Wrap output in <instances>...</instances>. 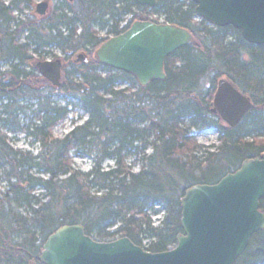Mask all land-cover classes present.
Masks as SVG:
<instances>
[{
  "label": "trees",
  "instance_id": "1",
  "mask_svg": "<svg viewBox=\"0 0 264 264\" xmlns=\"http://www.w3.org/2000/svg\"><path fill=\"white\" fill-rule=\"evenodd\" d=\"M30 3L0 0V69L6 67L0 70V264H41L44 242L64 225H81L95 241L127 238L140 247L143 234L151 239L145 251H167L182 234L180 201L188 188L216 184L243 162L264 157V45L246 43L231 26L195 23L194 4L182 0H157L154 8L134 0H57L43 19H22ZM155 15L193 36L165 59L163 81L141 87L93 59L133 22L158 23ZM51 50L62 56L51 57L62 64L58 88L36 70ZM220 79L252 104L234 128L211 112ZM70 100L87 118L56 139L52 130L69 114L57 101ZM19 116L28 123L21 125ZM211 129L219 142L213 152L192 134ZM4 131L29 136L39 153L14 150ZM137 149L141 169L133 174L125 160ZM81 156L93 163L86 174L72 168ZM106 160L114 167L103 171ZM156 206L164 212L161 227H152L147 215L159 212ZM259 209L264 213V198ZM234 264H264V230Z\"/></svg>",
  "mask_w": 264,
  "mask_h": 264
},
{
  "label": "water",
  "instance_id": "2",
  "mask_svg": "<svg viewBox=\"0 0 264 264\" xmlns=\"http://www.w3.org/2000/svg\"><path fill=\"white\" fill-rule=\"evenodd\" d=\"M139 7L154 8L157 0H134ZM195 15L214 28L231 26L254 46L264 45V0H186ZM47 4L36 5L38 16ZM1 41V38H0ZM193 36L185 29L150 21L133 22L118 36L106 40L93 59L115 71L133 76L141 87L165 79L164 61L189 46ZM60 60L36 63L39 76L60 86ZM250 99L227 80L217 82L212 110L227 127H236L250 111ZM264 157L243 162L216 184L194 185L180 201L182 234L176 245L150 253L127 238L97 242L81 225H64L42 246L41 264H234L245 252L253 234L264 230Z\"/></svg>",
  "mask_w": 264,
  "mask_h": 264
},
{
  "label": "rangeland",
  "instance_id": "3",
  "mask_svg": "<svg viewBox=\"0 0 264 264\" xmlns=\"http://www.w3.org/2000/svg\"><path fill=\"white\" fill-rule=\"evenodd\" d=\"M5 4H8L9 0H3ZM43 1L46 0H31V3L28 5V7H26V9L23 11V15H22V19H26L27 18H39L40 16H38L35 13V7L37 4L42 3ZM57 0H48V4H49V9H52L55 4H56ZM15 15V13H14ZM45 16H42L41 19H43ZM159 18V16H158ZM40 19V20H41ZM195 22V21H194ZM197 23V22H195ZM123 25V24H121ZM25 35L23 34L19 40L18 43L23 44L25 42ZM99 36L103 37L104 36V32L100 33ZM30 50L33 49V47L29 48ZM51 56H47V60L51 59L52 56H57V57H62L61 53L59 50H51ZM35 57V56H34ZM53 60V59H51ZM6 67H1L0 70H4ZM54 101H56V98H54ZM70 105H67L66 102L63 101H57V103L60 106H66L67 110L69 111V114L67 116V118L64 120L63 123L57 125L53 130H52V136L56 139H62L66 134H68L73 126L75 124L77 125H81L82 122H84L87 118V115L82 112L81 110H79L76 107H73L72 105L75 104V101L70 100ZM17 121H19V123L21 125L23 124H27L28 123V118L27 116H19L17 117ZM5 136L8 139V142L12 145L14 150H18L21 152H26V153H30L32 156H36L39 153V146L37 143L33 142V140L29 137V136H25L24 134H18V135H13L10 133H5ZM192 134L195 136V141L199 146H202L204 148H207L208 151L213 152L215 150L216 147H218L219 142H218V135L215 132V130L211 129L208 131H202V132H197L196 130L192 131ZM139 152L140 149L136 150L137 155L129 157L128 159L125 160V167L126 168H131V171L133 174H137L139 173L140 169H141V165L137 164L135 159L139 158ZM151 153V149L148 148L145 151L146 155H149ZM203 151L197 153L196 159L197 161H201L203 158ZM114 167V163L110 160H106L103 162V164L101 165V169L103 171H107L110 168ZM72 168L73 170L81 173V174H86L88 172H90L93 169V163L91 162V160H89L88 158H85L83 156L81 157H74L72 159ZM44 176H42L43 178ZM1 188V187H0ZM162 210L161 207L156 206L154 208V210ZM16 213H19L22 216H25V212L22 209L19 208H14ZM152 212V211H151ZM147 215L149 217V220L151 222V226L152 227H161V219H156V217L154 216H150L149 213L147 212ZM138 220H140L139 217H136ZM161 221V222H160ZM114 229L111 228L109 229V231H112ZM141 240V246L142 247H147L148 244L150 243L151 239H148L145 235L141 234V236L139 237Z\"/></svg>",
  "mask_w": 264,
  "mask_h": 264
},
{
  "label": "flooded vegetation",
  "instance_id": "4",
  "mask_svg": "<svg viewBox=\"0 0 264 264\" xmlns=\"http://www.w3.org/2000/svg\"><path fill=\"white\" fill-rule=\"evenodd\" d=\"M48 0H46V1H43L44 3H46L47 4V9H46V13L43 15V16H45V15H47L48 13H49V11L51 10V9H49V4H48V2H47ZM66 1H71V0H66ZM35 13H36V11H35ZM40 18H42V16H40ZM82 60V57L81 56H79V58H78V62L79 61H81Z\"/></svg>",
  "mask_w": 264,
  "mask_h": 264
},
{
  "label": "built area",
  "instance_id": "5",
  "mask_svg": "<svg viewBox=\"0 0 264 264\" xmlns=\"http://www.w3.org/2000/svg\"><path fill=\"white\" fill-rule=\"evenodd\" d=\"M163 20H164V18L163 17H161L160 18V22H163ZM196 21H199L198 19H195Z\"/></svg>",
  "mask_w": 264,
  "mask_h": 264
}]
</instances>
